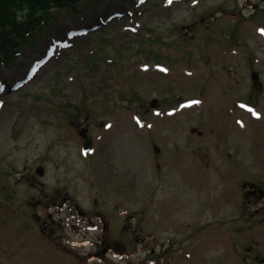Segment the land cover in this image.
Returning a JSON list of instances; mask_svg holds the SVG:
<instances>
[{"label":"rangeland","instance_id":"374dc122","mask_svg":"<svg viewBox=\"0 0 264 264\" xmlns=\"http://www.w3.org/2000/svg\"><path fill=\"white\" fill-rule=\"evenodd\" d=\"M256 2H87L53 11V27L11 66L0 61V264H167L162 253L171 264H251L264 254ZM246 185L260 197L246 198Z\"/></svg>","mask_w":264,"mask_h":264},{"label":"trees","instance_id":"16d2710c","mask_svg":"<svg viewBox=\"0 0 264 264\" xmlns=\"http://www.w3.org/2000/svg\"><path fill=\"white\" fill-rule=\"evenodd\" d=\"M92 1L96 0H0V61L11 66L25 46L35 43L44 28L53 27V10L75 12L77 5Z\"/></svg>","mask_w":264,"mask_h":264},{"label":"flooded vegetation","instance_id":"af4514ba","mask_svg":"<svg viewBox=\"0 0 264 264\" xmlns=\"http://www.w3.org/2000/svg\"><path fill=\"white\" fill-rule=\"evenodd\" d=\"M253 196H256V195H254V194H252ZM248 196H251L250 194L248 195Z\"/></svg>","mask_w":264,"mask_h":264},{"label":"bare ground","instance_id":"6f19581e","mask_svg":"<svg viewBox=\"0 0 264 264\" xmlns=\"http://www.w3.org/2000/svg\"><path fill=\"white\" fill-rule=\"evenodd\" d=\"M38 73H39V71H38ZM37 75H38V74H37ZM37 75H36V76H37ZM36 76H35V77H36ZM116 128H117V127H116Z\"/></svg>","mask_w":264,"mask_h":264}]
</instances>
